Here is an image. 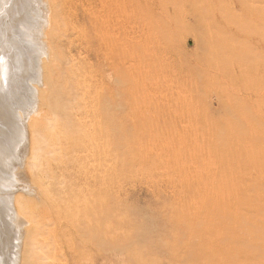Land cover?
<instances>
[{"label": "rangeland", "instance_id": "obj_1", "mask_svg": "<svg viewBox=\"0 0 264 264\" xmlns=\"http://www.w3.org/2000/svg\"><path fill=\"white\" fill-rule=\"evenodd\" d=\"M166 1L161 0L163 3ZM134 2L135 18L131 21L133 26H138V16L144 12L143 8L149 2L159 4L156 0H136ZM169 2L174 4L176 0L174 2L168 0ZM29 5L32 11L30 6L28 9L24 7L27 12L26 18H28L27 22L23 21L22 27L26 26L25 23L32 21L30 22L32 28L36 27L35 29L39 31L40 22L45 23L43 14L38 10L41 8L39 7L40 2L29 0ZM251 6V3H246L240 8L237 7L236 14L239 15L241 10L244 13L247 10L252 11ZM99 8L97 4L95 12L98 13ZM169 11L174 14L170 6ZM178 13L176 6L175 15L179 20ZM239 19L236 18L235 23ZM186 20L185 27L182 22H176L175 26H172L174 28L172 29V37H174L172 47L159 63L153 64L149 61L146 63V65L150 64L148 66L133 63L129 64L132 66L126 63L120 65L117 75L121 77V80L113 92L116 98L113 108L102 104L91 105V109L97 110L98 120L116 128L112 141L113 162L109 157L106 158V155L102 156V160L106 162L102 163L105 165L102 169L104 167L107 169L101 170L103 173L99 175L101 178L99 177L95 185L100 193L99 230L95 245L90 243L85 246V242L89 240L84 241V244L72 243L68 241L69 238L61 241L58 240L57 234H51V232L41 234V237H37L41 242L35 243L37 245L32 264H264V242L258 239L264 240L262 239L264 238V231H262L264 230V215L261 219H258L259 216L256 217L259 221L252 220L246 212L249 211L247 206L241 204L244 203L245 196L250 197L251 195L255 198L256 195H262L261 191L264 189V59L261 57L264 56L262 54L264 53V39L260 40L263 37L258 35L259 32L253 34L254 28L250 29L249 21L242 23L240 20V23L236 24L238 26L236 29L231 28L230 21H228L229 24L225 23L227 25L220 23L222 27L230 28L232 32L230 35L229 33L224 34V38L217 40L216 37L196 32L204 30L206 23L194 25L192 18ZM246 29H249V32ZM4 30H7V27H4ZM18 30L23 33L21 35L22 33L19 32L21 40L28 42H25L29 47L28 50L33 49L32 55H35L38 52L36 49H39V43L33 41L34 35L30 36L27 31L19 28ZM9 31L12 32L11 27ZM185 42H188L186 47ZM213 46L217 47L216 53L215 51L211 53L210 49ZM251 46L261 51L257 56L259 61L255 58L256 60H248L243 64H235L234 59L239 57L238 54L241 56L242 53L251 50ZM14 50L10 49L6 55L17 52ZM77 53V50H70L67 45L62 48L60 55L65 60V63L61 65L62 74L66 73L71 66L69 62L71 55ZM84 57L85 55H82L83 59ZM64 67L67 70L63 69ZM246 72L254 73L253 75L257 77L251 75V80L244 83L243 80L248 76ZM25 78L28 79L27 76ZM27 79L25 80L28 83L25 84L24 99L28 102L32 99L28 97V89H31L34 83L33 80L28 79V81ZM64 79L66 80V76ZM11 83V92L7 91L9 99L15 96L14 84L11 85ZM74 83L70 80L71 88ZM27 102L24 100L17 107L21 114L17 108L16 111L13 110L10 113L9 121L11 120L14 126L18 125V128L15 127L11 133L8 131L11 130L10 127L4 126V132L7 134L4 135L5 143L0 145L2 147L0 148V176L2 174L0 193L3 194L4 192L1 191H6L9 184L12 186L15 184L14 195L21 194L24 200L31 201L37 206H43L44 202L38 200L35 193H39L41 186H44L41 188L49 193L51 183L55 181L58 182V192L53 198H56L57 202H63L75 196V194H70L74 192L68 187H73L74 191L77 189L76 194L78 188L83 189L81 192L86 195L94 187H74L73 185V175L78 168V166H73L74 151L72 149L57 150L56 146L52 145V138L42 143L43 147L50 148L45 149L41 160V164L45 166L43 171L47 167L50 169L46 170L49 174L40 173L35 178L33 169L27 168V172L24 170L20 158L30 156V147L27 136L23 139L20 126L24 123L22 119H26L24 117L29 110ZM3 104L10 106L9 103L1 102V105ZM74 104L75 101L63 103L67 109ZM57 118L58 116L53 118L54 121ZM59 130L61 134L62 132L66 134L67 125L52 128L50 132L55 134ZM9 153H12V156ZM10 162H13L14 167L9 164ZM113 168L114 170H111ZM106 171L108 172L105 173ZM17 172L19 181L15 183L14 174ZM6 175L9 179L4 178L7 177ZM11 175H14V180L10 177ZM51 175H54V178H51ZM39 179L44 182V185L38 188L37 180ZM103 180L104 182H101ZM254 188L257 189L253 190ZM239 201L240 204L237 203ZM223 202L235 203L230 204V210L225 213L224 218L221 214L224 212L221 210ZM238 205L245 208L241 211L237 210ZM209 207L213 208L209 209ZM4 211L6 212V208H2V214L3 220L7 221L8 218ZM222 218L230 220L228 219L226 223L222 222ZM244 218L251 219L248 227L252 233V235L249 233V236L253 237L252 240L249 239L244 229L238 228V226L241 227L240 220ZM234 226L237 227L233 228ZM25 227L28 226L22 224L14 234L11 232V226L3 221L0 222V228L5 231L8 243L9 232L16 235V239L19 235L21 237L18 244L17 241L13 242L18 261L22 253L23 235L21 233ZM47 231L50 229L48 228ZM206 231L210 235L214 233V236H209ZM240 232L243 233L240 234ZM224 237H232L230 239L234 242L226 241ZM254 237H257L256 240ZM236 240L238 243L243 242L238 246ZM231 242L234 244L232 245ZM225 250L228 252H224ZM2 252L6 254L4 249ZM227 253L230 254L227 255ZM0 259V264H3L1 255ZM27 262L30 263V259L27 258Z\"/></svg>", "mask_w": 264, "mask_h": 264}, {"label": "bare ground", "instance_id": "obj_2", "mask_svg": "<svg viewBox=\"0 0 264 264\" xmlns=\"http://www.w3.org/2000/svg\"><path fill=\"white\" fill-rule=\"evenodd\" d=\"M36 1L40 2V6H38L41 8L38 7V10L40 13L43 14V20L45 22H40L39 31L35 29L36 27L32 28V25H30V22L32 21H29V23L27 24L25 23L26 26L22 27L23 21L25 20L27 22L26 19L28 17L26 18L27 12H25L24 7L28 9V7L30 6L29 0H0V145L2 146L4 140H6V132H4V126H9L11 130L8 131H10L11 133L13 132V130H15V127L18 126H14L15 124H12L11 120L9 121V118L11 111H16V108L19 107L21 104L20 102L23 103L24 100L25 102H27L26 99H24L26 96V91H24V88L26 87L25 84L28 83L25 81L27 79L25 78V76H27L28 79L33 80L34 86H31V89L27 88L29 90H27L29 93L28 97H32L31 100L27 99V103L29 104V110L27 111L28 113H26V116L24 117L27 119V121L26 119H22V123L24 122L23 124H21L20 121V130L23 133V139L27 136L28 145L30 147V156H27L22 159L20 158L21 162L24 165V170L27 172V168L33 169L35 178L38 174L40 175V173L43 175L49 174L46 170L50 169L46 167V170L43 171L45 166L41 164V160L43 159V153L45 149L48 148L43 147L42 143H44L45 140L52 138V145L56 146L57 150L72 149V151H74L73 155L75 158V163L73 164V166H78V168L75 170V175H73L74 187L85 186L86 188V186H92L94 188H92V190L86 195H83V193L81 192L83 189L81 190L78 188V192L76 194L77 189L76 191H74L75 189L73 190V187H68V189L74 192L70 194H75V196H73L72 199H68L63 202H57L56 198H53V196L58 192V182L53 181L51 183L49 193H47L45 192L44 188H41L44 187L41 186L44 185V182L39 179L37 180V185L38 188L41 186L40 190H38L40 194L36 192L35 196H37L38 200L44 202V204L43 206H37L34 205L31 201L24 200L21 194L14 195V186L16 185L14 184V186H12L11 184H9V186L7 187L8 189L6 191H1L4 192L3 194L0 193V222L3 221L6 225L11 226V232H13L14 234L17 233L16 229H19L22 224L27 225L28 227H25L23 233L19 232V234L21 233V235H23L22 253L20 256V261H18V256L16 257L15 255L16 253L14 251L15 249L13 243L14 241H17L16 243L18 244L21 239L20 235L18 239H16V235L14 236L9 232L8 243V240L5 237V231L0 228V255L2 256L1 262L3 264H32L34 257L33 254L37 245L35 243H39L40 241V239H38L37 237L41 234H48L50 232L51 234H57L56 236L58 237V240L61 241H63L64 238H69L68 241H71L72 243L79 242L84 244V241L89 240V242H85V246L90 245V243L95 245L94 242H96L97 240L99 230L98 216L100 208V193L99 190L95 188V185L97 184V180L100 177L99 175L103 173V171L101 172V170L106 168L104 167L102 169V167L105 166L102 164L104 162L102 160V156L106 155V158L109 157L110 161H112L113 159L114 153L112 141L115 137L113 136V132L114 130H116V128L113 125H109L107 123H103L104 121L101 122V120H98V117L96 115L97 110L94 111L93 108L91 109V105L102 104L108 108H113L115 106L116 98L113 92L115 91V86H117L119 80H121V77L119 78L117 75V73H119L118 69L121 64L126 63V65H129L133 63L136 65H146V63H148L149 61H152L153 64L155 62L159 63V61L164 57L165 54L170 51L172 47V40L174 39V37H172V29H174L172 28V26H175L176 22H182L184 26L187 21L186 19L188 18H192L194 20V25H204V23H206L204 30L197 29L199 31L196 32L216 37L217 40L222 38L224 34L229 33L228 35H230L232 32L230 28L227 29V27H222L223 25H220V23L225 24L230 21L229 23H232L231 28L234 27L236 29L238 27V23H240V20L242 21V23L249 21V27H251L250 29L254 28L252 31H254L255 33L253 32V34L259 32L258 35H261L263 37L260 40L264 39V0H229L228 2L227 0H176L174 4L171 3L172 1L168 3V0H165L166 2L164 3L161 2V0H156L159 4H152L151 2H149L147 6L145 4L146 7L144 6L145 8H143L144 12L140 16H138V26L131 25V21H134L135 18L133 11L135 4L134 1L136 0ZM246 3L252 4V11L247 10V12L244 13L241 10L240 14L237 15V7L240 8L241 6H243V4ZM97 4L100 7L99 10H97L100 12V15H98L99 12H95V6ZM44 6L45 8H42ZM169 6L172 7V13L174 14L170 13ZM176 6L177 11H179V20L176 18L175 15ZM30 9L32 11L31 6ZM93 13L97 14L94 15ZM236 18H240L237 23H235ZM231 25H229V27ZM4 27H7V30H4ZM9 27L12 28V32L9 31ZM18 28L22 29L23 31H27L30 36L34 35L33 41H37L39 43V49H36L38 50V52H36L35 55H32L33 49H31V51L28 50L29 47L25 44V42L27 41L25 40L24 42L22 41L23 39L21 40L20 37L21 35H23V33L20 32ZM225 29H227V31H225ZM246 30L249 32V29ZM19 32L22 34L20 35ZM233 35L234 34H232V36ZM66 45L70 48V50H77L78 53L76 54L77 56L75 54L71 55L69 61L71 66L68 71H66L67 69L64 67L63 69H66V73L62 74L61 65L65 63V60L63 59V56L60 55V51ZM184 45L186 47L188 45V42H185ZM242 46L243 45L241 43V47ZM31 48L33 47L31 46ZM216 48L215 46H213L210 49L211 53L213 51H215L214 53H216ZM251 48V50L248 49L249 51H247L246 49L247 52L242 53L241 56L240 54H238L239 57L238 55H236L238 58L234 59L235 64H243L246 63L248 60L251 61L255 58L258 59L259 57L257 56L261 53V51L259 49H254L252 46ZM10 49H15L17 50V52L14 50L15 52H12L11 55H6ZM82 55H85L84 59L82 58ZM230 55L232 54L230 53ZM261 57L264 59V56ZM127 74L129 75V73ZM245 74L248 76L243 80L244 83L251 80V75L253 77H257L253 75L254 73L250 74L246 72ZM65 76L66 80L64 79ZM69 79L75 82L72 88L69 85ZM10 81L14 84L13 90L15 91H13L15 93V96H13L11 99L8 98L7 94V91L11 92ZM241 82L242 80L240 81V83ZM121 84L123 85V83ZM2 98H6L5 101H2L4 100ZM66 101H75V104L70 109H67L65 108L66 106L63 105V103H65ZM1 102L9 103L10 106H7L5 104L1 105ZM17 109L18 111L20 110L19 108ZM114 113H116V111H114ZM57 116L58 118L54 121L53 118ZM66 125V134L63 132L61 134V130H59L55 134H52V132H50L52 128L56 129L64 127ZM1 136H4V138H1ZM63 139H65V141ZM9 142L7 143L9 144ZM10 152H12V150ZM9 154H11L12 156V153ZM18 156H20L19 153ZM12 163L10 162L9 164ZM10 168L13 169L12 167ZM41 168L42 171H40ZM111 170H114V168ZM18 172L14 174L16 178L14 177V175L10 176L12 178H15V183L19 181ZM107 172L108 171H106L105 173ZM6 176L7 177L4 178L9 179L8 175ZM0 177V179H2V174ZM51 178H54V175H51ZM8 179L6 181H8ZM101 182H104V180ZM253 187L254 186H252V188ZM255 189L257 188H254L253 190ZM261 192L262 195H256L255 198L251 197L250 195V197L253 198L252 201L250 197L245 196L244 203H241L245 207L247 206V208L249 209V211H245L252 217V220H256L257 216L260 217L258 219H261L262 215H264V189ZM240 201L237 203L240 204ZM230 204L233 205L235 203H222L223 208L221 210L224 211V214H221L223 218L225 216V213L230 210ZM245 207L238 205L236 208H238L237 210L240 209L241 211ZM2 208H6V212H4L6 218H8L9 221L3 220L4 218L2 214ZM210 208L212 209L213 207H209V209ZM217 210L221 212L220 209ZM223 218L221 219L222 222H226L229 219ZM251 219L244 218L243 220H240L241 223L238 221V223L241 224V227L238 226V228L244 229L245 233H248H246L248 236L249 233L250 235H252L248 227L249 224H251ZM209 224L211 225V223ZM235 227L237 226H234L233 228ZM48 228L50 229V231H47ZM239 230L241 231V229ZM262 231L264 230L262 229ZM206 232L208 233V231ZM235 232L239 231L235 230ZM225 233L228 232L225 231ZM241 233L243 232H240V234ZM211 235L209 234V236ZM212 236H214V233ZM262 236L263 235H261V237ZM224 238L226 241L234 242V240H231L228 237ZM256 238L257 237H254L255 240ZM249 239L252 240L253 237L249 236ZM258 239L260 240V242H264V240H261L260 238ZM208 242L210 243L211 241L209 240ZM218 242H220V240ZM236 243L238 244V246H240L241 244L238 243L237 240ZM231 244L233 245L234 243L231 242ZM237 244H235V246ZM66 248L68 249V247ZM3 249L5 250L6 254L2 252ZM221 250L224 249L221 248ZM226 251L227 250H225L224 252ZM253 251L254 250H252V254H254ZM221 252L223 253V251ZM228 254L230 253H227V255ZM247 255L254 257L250 254ZM27 258L30 259V263L27 262Z\"/></svg>", "mask_w": 264, "mask_h": 264}]
</instances>
